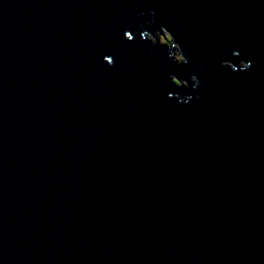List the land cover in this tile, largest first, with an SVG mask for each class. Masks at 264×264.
<instances>
[{"label":"water","instance_id":"95a60500","mask_svg":"<svg viewBox=\"0 0 264 264\" xmlns=\"http://www.w3.org/2000/svg\"><path fill=\"white\" fill-rule=\"evenodd\" d=\"M0 264H264V0H0Z\"/></svg>","mask_w":264,"mask_h":264},{"label":"trees","instance_id":"16d2710c","mask_svg":"<svg viewBox=\"0 0 264 264\" xmlns=\"http://www.w3.org/2000/svg\"><path fill=\"white\" fill-rule=\"evenodd\" d=\"M162 42V41H161ZM168 43L170 42V40L169 41H167ZM164 43H166V41H164Z\"/></svg>","mask_w":264,"mask_h":264}]
</instances>
